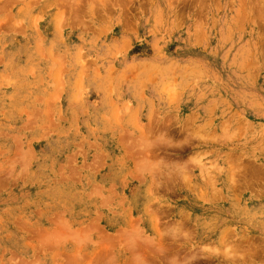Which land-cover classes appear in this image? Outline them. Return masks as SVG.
<instances>
[{
	"label": "rangeland",
	"instance_id": "obj_1",
	"mask_svg": "<svg viewBox=\"0 0 264 264\" xmlns=\"http://www.w3.org/2000/svg\"><path fill=\"white\" fill-rule=\"evenodd\" d=\"M0 264H264V0H0Z\"/></svg>",
	"mask_w": 264,
	"mask_h": 264
}]
</instances>
